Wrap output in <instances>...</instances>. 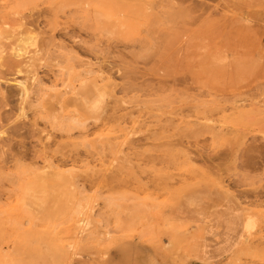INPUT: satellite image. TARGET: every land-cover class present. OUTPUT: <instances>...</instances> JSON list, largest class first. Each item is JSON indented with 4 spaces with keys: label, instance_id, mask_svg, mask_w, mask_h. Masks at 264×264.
I'll return each instance as SVG.
<instances>
[{
    "label": "rangeland",
    "instance_id": "374dc122",
    "mask_svg": "<svg viewBox=\"0 0 264 264\" xmlns=\"http://www.w3.org/2000/svg\"><path fill=\"white\" fill-rule=\"evenodd\" d=\"M0 264H264V0H0Z\"/></svg>",
    "mask_w": 264,
    "mask_h": 264
},
{
    "label": "bare ground",
    "instance_id": "6f19581e",
    "mask_svg": "<svg viewBox=\"0 0 264 264\" xmlns=\"http://www.w3.org/2000/svg\"><path fill=\"white\" fill-rule=\"evenodd\" d=\"M15 55H16V54H15ZM18 84H19V83H18ZM22 88H23V89H22V91H23L22 93H23L24 95H26V94H27L26 88H25L24 86H22ZM54 99H55V102H57V103L61 102V99H60L58 96H55ZM78 125H79V124H78ZM83 125H84V124L82 123V126H83ZM70 126H71L73 129L76 128L75 124H72V125H70ZM80 126H81V124H80ZM77 128H78V126H77ZM249 226H250V228H252V227H251V224H250L249 222H247V223H246V228L248 229ZM246 228H245V229H246ZM247 229H246V230H247Z\"/></svg>",
    "mask_w": 264,
    "mask_h": 264
}]
</instances>
